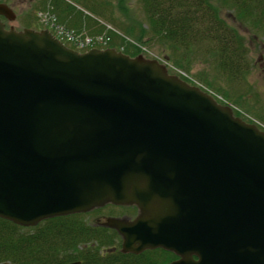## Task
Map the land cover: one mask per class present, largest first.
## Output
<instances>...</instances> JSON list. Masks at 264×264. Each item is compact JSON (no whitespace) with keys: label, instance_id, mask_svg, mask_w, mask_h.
Instances as JSON below:
<instances>
[{"label":"water","instance_id":"95a60500","mask_svg":"<svg viewBox=\"0 0 264 264\" xmlns=\"http://www.w3.org/2000/svg\"><path fill=\"white\" fill-rule=\"evenodd\" d=\"M108 204L139 211L103 224L123 253L264 264V132L156 60L0 22V218L34 227Z\"/></svg>","mask_w":264,"mask_h":264},{"label":"trees","instance_id":"16d2710c","mask_svg":"<svg viewBox=\"0 0 264 264\" xmlns=\"http://www.w3.org/2000/svg\"><path fill=\"white\" fill-rule=\"evenodd\" d=\"M47 1L43 12L54 17L55 25L80 37L93 36L94 32L105 35L106 28L98 20L104 13L95 0ZM140 1L153 36L186 52L204 51L230 79H242L249 71L242 37L219 17L209 0ZM228 2L239 17L264 29V0ZM121 41L124 49L118 51L132 58L140 55L127 40ZM86 215L51 218L34 227H22L0 218V264H167L177 259L162 249L138 255L123 253L119 234L101 224L88 223Z\"/></svg>","mask_w":264,"mask_h":264},{"label":"rangeland","instance_id":"374dc122","mask_svg":"<svg viewBox=\"0 0 264 264\" xmlns=\"http://www.w3.org/2000/svg\"><path fill=\"white\" fill-rule=\"evenodd\" d=\"M95 1L101 5V10L104 13V16H99L98 20L101 22L99 24L106 28L105 38H103L104 41H107L106 45L100 38L103 34L98 35L92 30L94 45L91 42L92 38L84 40L82 37H74L79 40L76 42V40L64 37V41L69 46H76L75 48L82 53L97 48V45L102 49L105 46H114L118 51L124 49L121 41V38H124L132 45V50H139V56L147 60H156L166 67L168 74L182 79L188 78L187 82L195 84L200 89H206L216 96L223 97L232 103V107L241 120L255 123L264 130V29L249 24L245 17H239L231 3L228 2L229 0L209 1L217 8L219 17L237 29L247 49L249 71L239 80L230 79L219 71L216 62L204 51L193 49L186 52L171 47L160 38L153 36L140 0ZM82 3L79 8H82ZM0 4L7 5L15 15L13 21L6 19L3 21L6 23V30L13 28L18 32L25 29L53 32L54 29L51 26L56 21L52 15L43 12L46 10L47 0H0ZM74 4L77 3L74 1ZM51 20H53L52 23ZM139 38L141 39L139 40ZM100 42L102 43L99 44ZM80 43L81 45H79ZM136 209L135 206L108 204L87 213L84 218L93 225L97 223L103 225L111 218L129 217L128 221L132 222L139 216Z\"/></svg>","mask_w":264,"mask_h":264},{"label":"built area","instance_id":"2783aa9c","mask_svg":"<svg viewBox=\"0 0 264 264\" xmlns=\"http://www.w3.org/2000/svg\"><path fill=\"white\" fill-rule=\"evenodd\" d=\"M42 16H44L43 14H42ZM43 21V20H42ZM52 21L53 20H51V23H52ZM51 27H54V24H52V26ZM55 31H56V34L61 38V39H65L64 37H68V38H70L71 40H76V42H78L79 40L77 39V38H74L75 36H74V34L72 33V32H68V31H65L63 28H60V27H57V29H55ZM86 40H89L88 38H86ZM101 41L102 42H104V40H103V38H101ZM92 42V45H94L95 44V41H94V39L91 41ZM90 42V43H91ZM102 42H100V43H102ZM99 43V44H100ZM87 44V43H86ZM79 45H81V43L79 44Z\"/></svg>","mask_w":264,"mask_h":264},{"label":"flooded vegetation","instance_id":"af4514ba","mask_svg":"<svg viewBox=\"0 0 264 264\" xmlns=\"http://www.w3.org/2000/svg\"><path fill=\"white\" fill-rule=\"evenodd\" d=\"M5 19L6 20H8V18L7 17H5V16H1L0 15V22L2 23L3 21H5ZM9 21V20H8ZM4 23V22H3ZM4 25H5V28H6V23H4ZM137 211H136V213H137V215H138V209H136ZM130 211H132V210H130ZM128 213V212H127ZM129 214V213H128ZM136 215V214H135ZM126 220H129V217H124ZM134 220H135V218H134ZM121 237V236H120ZM121 241L123 242V239L121 238Z\"/></svg>","mask_w":264,"mask_h":264}]
</instances>
